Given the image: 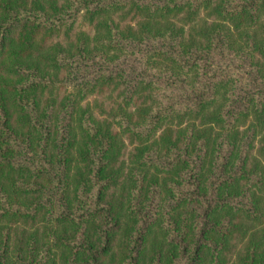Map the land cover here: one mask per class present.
<instances>
[{
	"label": "trees",
	"instance_id": "obj_1",
	"mask_svg": "<svg viewBox=\"0 0 264 264\" xmlns=\"http://www.w3.org/2000/svg\"><path fill=\"white\" fill-rule=\"evenodd\" d=\"M257 137L264 0H0V264H264Z\"/></svg>",
	"mask_w": 264,
	"mask_h": 264
},
{
	"label": "rangeland",
	"instance_id": "obj_2",
	"mask_svg": "<svg viewBox=\"0 0 264 264\" xmlns=\"http://www.w3.org/2000/svg\"><path fill=\"white\" fill-rule=\"evenodd\" d=\"M207 16H208V13L206 11H203V12H201V18H199L198 20H194V19L190 20V18L188 16H185V15H181L179 18L177 17V18H170V19H171V22L174 23L175 26H177V27H185V25L187 23H190L191 24L190 26L195 28V30L193 32H191L192 35H194V37H199V36H197L198 34L195 33V31L198 29V27H196V26L202 24L203 23L202 20L207 18ZM104 18H102L100 20V22H97V25H98V23L102 24V22L104 23V21H108L109 19H110V21H111V19H113L114 22L119 24L121 27H126L128 23H130V22L132 23V20L130 19L129 14H127L126 11H122V10H117L115 12L112 11L110 14H108L106 19H104ZM73 19H74V17H73ZM141 24H143V25L146 24L145 18H142ZM103 26H104V24H103ZM94 27H96V23L90 24V22L88 20L84 19L83 13L82 14L80 13L79 15H75V21H74L73 25L69 28L70 30H69L68 34L63 32L62 34H60V36L54 37L53 41L59 42L67 48V47H70V44H72L74 42V40L76 39L77 35L80 32H86V33H88V35H90L89 36L90 39H89L88 44L94 45L93 38H94V33H96L95 29L97 28L96 27L94 29ZM188 27H187V30H189ZM137 28H138V26H137ZM60 76H61V72L58 73V80H56L58 82V84H56L57 89L56 90L54 89V92H52V96L49 95V99L53 98L56 95L57 97H55L56 98L55 100L57 102L60 100V98H62L61 96H63L66 93L63 91L62 83L60 82L61 81ZM57 91H58V94H57ZM79 103L83 107H85V105H86L87 107L92 109V111L96 115L97 114H98V116L101 115L100 117H106V116L109 117L110 114L116 113L118 111V109H117L118 98H117L116 93H114L113 91H109L106 94L101 95L99 97L91 96L84 101L79 100ZM259 139H260L259 137H257V139H256L257 143L255 144V147H254V148H256L254 151V157H255V159H258L264 163V153H263V155L260 153V147H259V143H258ZM130 149H131V147H128L125 152L129 153ZM118 192H119L118 189H116V191H114V195H115L114 197L118 196ZM123 217L125 218V216H123ZM38 230H39V233H41V231H43V224L42 223L38 222ZM153 238H155V237H153ZM153 238L151 240H153ZM149 247H150V243L147 246V251H146V246H145V250L143 252L145 264H146V259H147V256H148L149 250H150Z\"/></svg>",
	"mask_w": 264,
	"mask_h": 264
}]
</instances>
